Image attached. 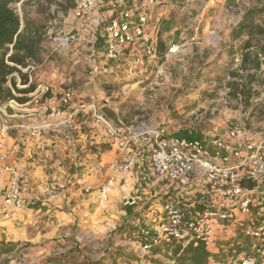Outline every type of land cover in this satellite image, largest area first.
Returning a JSON list of instances; mask_svg holds the SVG:
<instances>
[{"label": "rangeland", "instance_id": "1", "mask_svg": "<svg viewBox=\"0 0 264 264\" xmlns=\"http://www.w3.org/2000/svg\"><path fill=\"white\" fill-rule=\"evenodd\" d=\"M74 5V0H32L25 6L27 16L46 27L39 54L31 61L36 67L29 73L30 83L35 85L31 92L37 90L38 84L43 86L39 102L52 98L48 106H61L59 99L66 89L73 93L70 105L89 103L92 97L101 104L103 93H112L110 104L103 108L105 111L109 110L113 99L119 101L122 92V122L126 126H134L139 122H152V112L176 109L180 101H176L175 96L196 93L207 97V102H198L199 110L186 119L187 131L191 125L195 135L203 137L212 125L209 120L215 117L220 131L234 122H242L250 130L264 135V67H261L263 72H258L253 78L240 69L244 37L232 40L230 36L232 26L238 22L242 8L247 5L246 0H156L150 8L151 20H156L159 27L158 40H162L161 46H157L156 56L149 59L140 51L138 54L142 61L135 72L129 75L122 68L116 76L103 74L101 69L90 71L92 65H99L101 58L92 54L88 46L93 43L101 45L103 21L109 13L104 12L103 15V11H99L103 21L96 24L85 18H75L72 15ZM12 6L22 15L20 3ZM50 30L51 35L48 34ZM74 33L76 36L68 46H63L57 39ZM172 46H177L178 50L170 52ZM234 73L241 76H233ZM13 76L17 88L27 87L19 83L17 72ZM141 76L143 84L152 83V88L141 89L133 85ZM168 80L172 83L178 80L180 84L177 86L170 82L172 85L165 86ZM233 81L248 82L252 89L245 90V93L236 92ZM14 93L16 96L24 95ZM196 116L199 120H195ZM96 146L98 152L94 154L99 155L110 145L101 143ZM146 170L150 177H154L148 168ZM80 180L83 181L81 177ZM82 183L78 185L75 181L78 187L87 185L84 181ZM84 194L88 197L92 189ZM30 197L31 194L26 192L24 206L5 217L4 214L10 212L8 207L0 218L9 219L17 212L21 213L30 206ZM98 200L102 201L99 197ZM69 205V220L62 223H58L55 209L31 214V219L25 222L18 220L21 224L17 223L15 229L22 228L23 237L0 240L5 243L0 242V264H174L173 242L154 245L150 250L143 249L144 238L136 228L142 219L149 225L150 217L145 214L147 208L143 213H133L121 225L111 221L109 225L102 226L83 211L86 210L84 204H77L72 199ZM226 224L233 227L231 223ZM2 228L4 226H0V231ZM217 232L216 236L220 234ZM238 253L231 255L235 257ZM210 264L235 263L231 256H226L216 257Z\"/></svg>", "mask_w": 264, "mask_h": 264}, {"label": "built area", "instance_id": "2", "mask_svg": "<svg viewBox=\"0 0 264 264\" xmlns=\"http://www.w3.org/2000/svg\"><path fill=\"white\" fill-rule=\"evenodd\" d=\"M74 3L72 15L75 18L96 24L103 21L98 14L100 8L107 5L109 16L103 21L101 45L106 61L114 63L116 69L122 71L123 68L132 75L142 61L138 52L148 58L156 56L159 27L150 17V8L156 0H74ZM51 33L48 31L49 35ZM75 36L76 33L57 39L68 46ZM177 50V46L169 48L170 52ZM18 67L28 74L30 83L29 73L36 66L29 62L26 67ZM38 92L42 95L43 87H38L35 93ZM72 98V91L66 89L59 99L62 107L50 109L51 115L61 117L52 125L55 132L69 136L81 129L76 114L89 115L103 128L108 144L115 149L123 151L133 144H146L150 173L169 186L166 190L169 197L156 212L154 235L143 239L144 250L170 242H179L183 247L202 242L207 247L216 237L217 224L239 223L236 214L247 215L256 201L264 205V135L260 132L250 130L242 122H234L224 131H212L207 143L208 135L196 136L191 125L186 134L173 136L146 123L115 124L103 111L110 104L108 97H101V104L93 98L89 103H77L72 112H65ZM18 105L14 99L0 101V173L10 174L5 194L10 212H6L5 217L24 206L22 174L3 163L9 156L6 138L11 125L7 109ZM195 120H199V116ZM26 128L32 136H39L44 130L43 125L34 123ZM132 164L133 159H125L118 164V172L126 173ZM111 181L109 179L108 183ZM76 184L83 183L77 179ZM83 188L86 192L90 190L88 185ZM107 188L105 185L99 190L102 201L107 200ZM246 234L253 240L249 249L231 258L235 264H264V224L247 228Z\"/></svg>", "mask_w": 264, "mask_h": 264}, {"label": "crops", "instance_id": "3", "mask_svg": "<svg viewBox=\"0 0 264 264\" xmlns=\"http://www.w3.org/2000/svg\"><path fill=\"white\" fill-rule=\"evenodd\" d=\"M106 6L104 5L99 10L103 11V15L104 12H109ZM88 48L92 54H97L101 58L99 65L91 64V73L101 69L104 74L107 69L106 74L115 75L120 71L115 68L114 63L106 61L101 45H90ZM149 59H153V57ZM143 82L144 79L141 76L133 85L137 88L141 87V89L152 88V83L143 84ZM170 82L168 80L165 86L172 83ZM172 84L179 85L180 81L177 80ZM40 86L43 87L42 84H38L37 87ZM26 94H24L27 96L25 102L19 103L15 109H7L11 125L6 138L9 156L3 163L10 165L22 174L21 191L23 196H26V192L31 194L30 206L23 209L21 213L17 212L9 219L0 218V226H4L0 231V240L22 236L20 230L22 228L15 229L21 224L18 220L28 221L31 219V214H38L41 211L48 212L55 209V213L59 216L58 223L68 221L67 210L72 199L77 204H84L86 210L83 211L88 212L89 218L97 221L98 224L102 223V226L109 225L111 221H116L117 225H121L133 213H143L147 208L145 214L150 217V223L146 225L145 219L139 220L136 230L143 238H151L155 232L156 212L160 204L169 197L166 193L169 186L163 179L149 176L146 170V168L149 169L147 145L144 143L133 144L129 150L123 151L108 146L107 150L101 154H94L88 149L91 145L109 144L103 128L97 125L91 116L77 113L76 117L81 122V129L66 136L55 132L54 126H52L61 120V117L53 116L48 111V107L55 109L62 106H48V102L52 98H44L43 103L39 102L41 92L35 93L34 91ZM111 94L104 92L102 97L112 99ZM141 98L143 97L141 96ZM174 98L176 101H180L176 109H172L176 110L175 112L172 110L152 112L150 116L152 122L147 124L161 128L167 135H184L187 133L186 119L194 111L199 110L198 102H207V97H201L196 93H186ZM117 100L113 99L109 110H105L104 113L115 124L125 125L122 122V92L119 101ZM74 107L75 105L66 106L65 112H72ZM215 120V117L209 120L212 125L205 133L208 135L207 143H209L212 131L218 130L219 125ZM30 123L43 125L42 134L39 136L30 135L26 128V125ZM125 159H133V164L126 173L122 174L118 172L117 166ZM80 177L92 189L89 198L84 194L83 187L85 185L78 187L75 184L76 179H80ZM9 179L10 174L0 173V214L8 210L5 194ZM109 179H112L111 183H108ZM105 185L108 187L107 200L97 201L100 196L99 190ZM189 192H192L191 189ZM149 209L150 211H148ZM17 215L19 216L17 217ZM111 216L115 219H112ZM236 217L239 223H232L233 227L227 226L226 223L216 225V232L218 231L217 234H220L213 238L211 244L207 246L209 264L216 257L225 258L236 252L249 249L253 240L246 234V229L264 224V205L256 201L247 215L236 214ZM239 228L243 229L238 231Z\"/></svg>", "mask_w": 264, "mask_h": 264}, {"label": "trees", "instance_id": "4", "mask_svg": "<svg viewBox=\"0 0 264 264\" xmlns=\"http://www.w3.org/2000/svg\"><path fill=\"white\" fill-rule=\"evenodd\" d=\"M31 1L0 0V101L14 99L23 103L27 98L24 95L16 96L14 91L26 94L34 90L35 85L28 83V74L18 67H26L37 57L42 36L46 31L45 25L38 24L27 16L25 6ZM246 1L247 5L242 8L238 22L232 26L230 36L232 40L245 37L239 67L253 78L258 72L262 73L261 67H264V0ZM15 3H20L22 15H19L12 6ZM161 44L162 42L158 41V45ZM250 70L253 72L249 73ZM14 72L18 73L20 84H28L26 88H17ZM233 76L241 75L234 73ZM233 85L236 86L235 91L239 93L252 89L248 82L233 81ZM88 149L92 153L98 152L96 145H91ZM172 257L174 264H209V251L202 242L184 247L179 242H173Z\"/></svg>", "mask_w": 264, "mask_h": 264}, {"label": "bare ground", "instance_id": "5", "mask_svg": "<svg viewBox=\"0 0 264 264\" xmlns=\"http://www.w3.org/2000/svg\"><path fill=\"white\" fill-rule=\"evenodd\" d=\"M61 41L64 43V39H61Z\"/></svg>", "mask_w": 264, "mask_h": 264}]
</instances>
